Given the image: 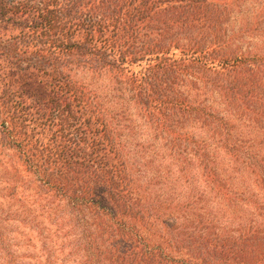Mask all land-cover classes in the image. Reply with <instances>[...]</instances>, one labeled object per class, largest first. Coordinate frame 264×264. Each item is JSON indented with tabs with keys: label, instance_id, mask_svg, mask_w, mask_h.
Instances as JSON below:
<instances>
[{
	"label": "trees",
	"instance_id": "obj_1",
	"mask_svg": "<svg viewBox=\"0 0 264 264\" xmlns=\"http://www.w3.org/2000/svg\"><path fill=\"white\" fill-rule=\"evenodd\" d=\"M247 2L264 6L0 0V243L7 231L40 244V264H264V162L240 150L231 116L194 95L210 85L243 124L258 123L244 95L264 69L231 36ZM135 108L173 159L194 141L180 138L187 125L208 131L215 144L196 157L206 192H176L147 148L131 171Z\"/></svg>",
	"mask_w": 264,
	"mask_h": 264
},
{
	"label": "rangeland",
	"instance_id": "obj_2",
	"mask_svg": "<svg viewBox=\"0 0 264 264\" xmlns=\"http://www.w3.org/2000/svg\"><path fill=\"white\" fill-rule=\"evenodd\" d=\"M244 26L247 28L243 29ZM232 30V38L237 35L238 39L237 52H242L251 58L255 56L260 57L258 63L252 61L249 64L253 66L256 64L262 66V69H264V6L261 9L259 4L247 2L243 8V14L238 16V20L233 24ZM204 76L207 78L209 77L208 74H199L197 78L203 79ZM196 88L201 91L195 92L194 95L203 96L201 98L202 103L206 104L208 108L213 105L212 108L220 116H231L230 118L236 122L232 123V125L235 128L233 132L237 136L236 138L238 142H240L238 144L240 150H253L258 154L257 156L259 160L264 162V85L257 86L254 98H250L249 95L246 94L244 95V97L249 100V103L255 106V110L259 109L260 111V118L257 124L248 122L243 124L239 117L237 119L238 115L235 114L234 110L230 111V109H227L224 104L221 103L220 97L210 85L201 82L198 83ZM185 90L187 91L188 89ZM231 113L234 116H232ZM131 114V118L134 122L132 124L134 132L129 134V144L131 145V150L134 151L131 152V171L134 172V174H137L138 171L135 170V167L137 168L138 166L135 161H141L139 154H136L135 152L139 148H147L148 155L144 157L148 162H151L156 156L160 158L159 161L155 163L158 167L157 169H161V174L169 173L170 180L178 182V185H176V192H206L202 176L197 171L198 163L196 157L200 148L204 150L203 155H208L209 146L215 144V142L209 138L208 131H200V128L198 127L199 125H187L185 131L181 133L180 138L184 139L186 135H189L191 136L190 138L194 140V143L177 144L178 153H176V157L173 159L170 151V148L174 150L173 146L169 148L170 144L167 143L166 140L160 137H155L153 130L146 128L144 122L146 119L136 116L141 114L138 109L135 108ZM156 150H158L159 154L155 153ZM245 156L247 157V154ZM246 157L243 158L246 159ZM219 158L218 162L221 164H233L226 152H222L219 155ZM204 160H207V158L204 157ZM157 169L148 172L147 177L153 178ZM249 177L251 180L248 178V174L245 173L242 178H247V181H252L254 178L252 176ZM142 180L145 181L144 178H142L141 181ZM166 182L167 181H163V184ZM162 190L165 191L164 186L162 187ZM251 192L253 191L251 190ZM262 202L264 204V198L262 199ZM4 234L5 238L0 243V264H40L34 259L39 256L40 244L27 246L24 244L26 242L22 241L17 233L16 237L21 242L16 239L14 234H9L7 231H5Z\"/></svg>",
	"mask_w": 264,
	"mask_h": 264
}]
</instances>
